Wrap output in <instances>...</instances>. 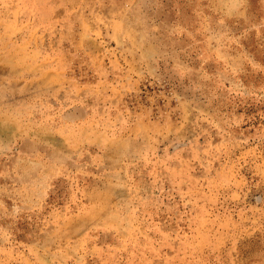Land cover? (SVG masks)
I'll use <instances>...</instances> for the list:
<instances>
[{
    "label": "rangeland",
    "instance_id": "1",
    "mask_svg": "<svg viewBox=\"0 0 264 264\" xmlns=\"http://www.w3.org/2000/svg\"><path fill=\"white\" fill-rule=\"evenodd\" d=\"M0 264H264V0H0Z\"/></svg>",
    "mask_w": 264,
    "mask_h": 264
}]
</instances>
